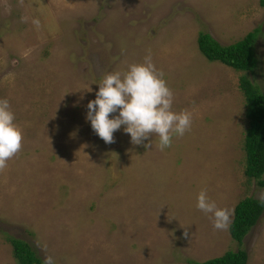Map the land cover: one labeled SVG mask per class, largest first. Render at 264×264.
<instances>
[{
	"label": "rangeland",
	"instance_id": "1",
	"mask_svg": "<svg viewBox=\"0 0 264 264\" xmlns=\"http://www.w3.org/2000/svg\"><path fill=\"white\" fill-rule=\"evenodd\" d=\"M257 27L252 72L198 49L200 32L228 45ZM149 54L191 129L163 151L154 136L133 145L124 126L107 144L87 105L105 75ZM241 75L264 96L260 0H0V99L24 136L0 171V264H18L11 237L55 264H196L236 250L196 204L206 189L232 220L264 191L244 174ZM242 247L247 264H264V210Z\"/></svg>",
	"mask_w": 264,
	"mask_h": 264
},
{
	"label": "clouds",
	"instance_id": "2",
	"mask_svg": "<svg viewBox=\"0 0 264 264\" xmlns=\"http://www.w3.org/2000/svg\"><path fill=\"white\" fill-rule=\"evenodd\" d=\"M38 26L39 21H33ZM163 72L156 69L151 55L143 63L131 64L129 69L104 76L99 83L96 99L87 105L86 119L91 122L94 132L107 144L115 142L114 133L124 126L131 136L133 145L152 147L150 137H158L161 151L172 146L173 137H182L192 126V114L173 110L174 93L163 78ZM110 118L112 114L117 113ZM15 113L7 99H0V171L23 149V131L15 123ZM149 140L145 144L144 141ZM257 198L264 203V191ZM196 207L205 214H212L213 226L226 231L231 223L232 210L219 208L212 201L207 190H201ZM189 236L185 228L184 237ZM44 264H55L47 256Z\"/></svg>",
	"mask_w": 264,
	"mask_h": 264
},
{
	"label": "trees",
	"instance_id": "3",
	"mask_svg": "<svg viewBox=\"0 0 264 264\" xmlns=\"http://www.w3.org/2000/svg\"><path fill=\"white\" fill-rule=\"evenodd\" d=\"M260 3L264 6V0H260ZM259 32L260 27H257L228 45H222L209 33L200 32L197 45L204 57L210 61H219L236 70L252 72L258 66L255 43ZM239 88L245 98V114L248 119L244 136V174L254 179L258 186L264 187V96L245 75L239 77ZM263 210L264 203L258 198L246 196L238 201L228 228L231 238L237 242L236 250H227L222 255L195 263L247 264L248 255L242 247L243 239L257 224ZM10 243L18 264H44L26 241L11 237Z\"/></svg>",
	"mask_w": 264,
	"mask_h": 264
}]
</instances>
